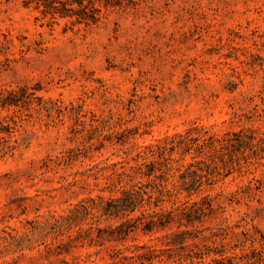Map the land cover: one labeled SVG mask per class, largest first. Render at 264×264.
<instances>
[{"label":"rangeland","instance_id":"1","mask_svg":"<svg viewBox=\"0 0 264 264\" xmlns=\"http://www.w3.org/2000/svg\"><path fill=\"white\" fill-rule=\"evenodd\" d=\"M90 1L0 0V264H264V0Z\"/></svg>","mask_w":264,"mask_h":264},{"label":"trees","instance_id":"2","mask_svg":"<svg viewBox=\"0 0 264 264\" xmlns=\"http://www.w3.org/2000/svg\"><path fill=\"white\" fill-rule=\"evenodd\" d=\"M47 4H52L51 8L54 7L55 10H63L66 7L70 9V12H73L75 10V13H72V15H76V20L78 22H84L87 23L90 21V23H94L97 19L95 17V9L93 2L88 0L85 5H82L81 3L75 2L77 4V8L73 7L74 2L69 0H44ZM57 4V5H56ZM56 5V6H55ZM59 6L60 8H55ZM97 11V10H96ZM60 13V12H59ZM71 15V16H72ZM119 197L115 198H109L106 201H102L100 205V209L103 216H111V217H118V215L123 213H131L133 212L142 202V196L140 192L138 191H127L122 190L120 192ZM208 201V200H207ZM209 205V203H207ZM189 206H197V203H192ZM182 209H185L186 206L182 205ZM172 213H169V216H171ZM161 214H159L160 216ZM158 216V215H157Z\"/></svg>","mask_w":264,"mask_h":264}]
</instances>
